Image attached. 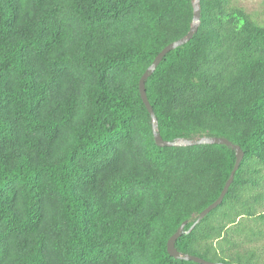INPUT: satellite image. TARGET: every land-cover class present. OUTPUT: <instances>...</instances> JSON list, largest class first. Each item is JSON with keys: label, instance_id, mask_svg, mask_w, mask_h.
Wrapping results in <instances>:
<instances>
[{"label": "trees", "instance_id": "16d2710c", "mask_svg": "<svg viewBox=\"0 0 264 264\" xmlns=\"http://www.w3.org/2000/svg\"><path fill=\"white\" fill-rule=\"evenodd\" d=\"M0 0V264H257L264 25L227 0ZM261 225V227H260ZM264 251V247H263Z\"/></svg>", "mask_w": 264, "mask_h": 264}, {"label": "water", "instance_id": "95a60500", "mask_svg": "<svg viewBox=\"0 0 264 264\" xmlns=\"http://www.w3.org/2000/svg\"><path fill=\"white\" fill-rule=\"evenodd\" d=\"M199 13H200L199 2H198V0H193L192 24H191V27L189 28L187 34L185 36H183L182 38L175 40L172 43L163 47L161 49V51H159V53L154 57L153 61L149 65V67L145 70V72L142 74V76L140 77V79L138 81L139 95H140L141 100L144 103L147 111L150 114V117L152 120L154 141L157 145H159V146H166V145L167 146H173V145H194V144H202V143L225 144L227 146L232 147L235 151L234 166H233L232 170L230 171L229 176H228L226 182L224 183L223 188H222L219 196L217 197V199L215 201H213L211 204H209L207 207H205L199 213L197 221L199 219H201L207 212H209L212 208H214L216 205H218L221 202L224 194L226 193V191L228 189V186L232 182L234 173L240 164V161L243 157V151L241 150V148L238 145L232 144L229 140H227L226 138H223V137L202 136V137L195 138L192 140H189V139H179L177 141L163 140L162 137L160 136V134L156 131L154 113H153L152 107L148 101L146 91H145V80L147 79L148 75H150L152 73L153 69L157 66V64L160 62L162 57L167 52H169L170 50L174 49L175 47H177V46H179V45H181V44H183L189 40V38L192 36V34L195 32V30L197 28L198 21H199ZM186 222L187 221H183L179 225L177 230L168 238L167 243H166V250H167L168 254L174 258L189 259V260L195 261L197 263H201V264H222V263L207 261V260H204V259L197 257V256H194V255L181 254L177 251V249L174 246V243H175V240L177 239V237H179L181 235V233L183 232V227H184Z\"/></svg>", "mask_w": 264, "mask_h": 264}, {"label": "rangeland", "instance_id": "374dc122", "mask_svg": "<svg viewBox=\"0 0 264 264\" xmlns=\"http://www.w3.org/2000/svg\"><path fill=\"white\" fill-rule=\"evenodd\" d=\"M229 7L242 8L250 17L258 24L264 25V0H227ZM264 194V193H263ZM259 211L264 210V198L261 206H258ZM261 227V225H260ZM264 237L249 243H243V249H251L255 253L252 259L257 264H264Z\"/></svg>", "mask_w": 264, "mask_h": 264}]
</instances>
